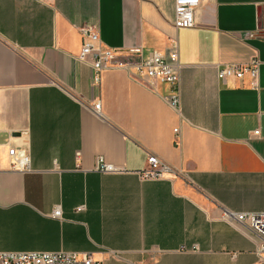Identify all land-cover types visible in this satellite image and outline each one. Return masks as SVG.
<instances>
[{
	"label": "crops",
	"instance_id": "0c3cea01",
	"mask_svg": "<svg viewBox=\"0 0 264 264\" xmlns=\"http://www.w3.org/2000/svg\"><path fill=\"white\" fill-rule=\"evenodd\" d=\"M174 21L175 0H0V251L264 264L262 241L224 217L264 211V0H201L193 27ZM91 25L133 63L175 44L180 107L169 84L135 69L94 85L77 59ZM254 58L257 87L248 74L218 77ZM12 147L30 170L11 166ZM149 154L173 171L142 179ZM98 156L125 171L94 170Z\"/></svg>",
	"mask_w": 264,
	"mask_h": 264
},
{
	"label": "built area",
	"instance_id": "2783aa9c",
	"mask_svg": "<svg viewBox=\"0 0 264 264\" xmlns=\"http://www.w3.org/2000/svg\"><path fill=\"white\" fill-rule=\"evenodd\" d=\"M201 0H175V26L179 29L190 28L196 24V13ZM83 43L77 59L90 64L93 68V83L99 86L101 76L105 70L111 68H122L133 73V69L139 74H144L153 82L169 84L172 93L165 96L168 103L175 107H180L179 94V72L178 49L175 44L170 48L167 55L160 52H151L147 57L139 62L127 61L122 53L104 45L100 38L97 26H85L81 28ZM134 51L133 53H135ZM261 61L254 58L248 63H229L218 68V77L221 79L235 77L243 78L248 74L252 79V85H259ZM94 109L101 113V102L98 100L94 104ZM178 132V129H176ZM254 134L259 135L260 131L255 130ZM11 166L15 169L27 171L31 167V157L24 148L12 147L9 149ZM78 156L80 153L78 152ZM94 170L101 173H122L124 168L107 162L103 156L96 158ZM172 168L154 154H149L147 167L138 171L142 179H158L164 177L166 172H172ZM79 210L82 207L78 208ZM60 207L54 209L52 216L61 217ZM228 220L235 221L243 226L247 231L254 234L262 241L261 250L264 251V211L258 212H227L224 216ZM0 264H103L101 260L94 259L90 254H79L75 251H0Z\"/></svg>",
	"mask_w": 264,
	"mask_h": 264
}]
</instances>
